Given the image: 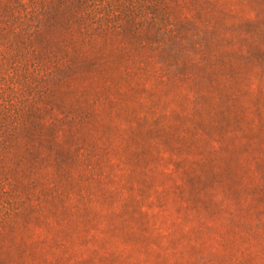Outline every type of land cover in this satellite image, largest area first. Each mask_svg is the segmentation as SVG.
<instances>
[{
	"label": "rangeland",
	"instance_id": "obj_1",
	"mask_svg": "<svg viewBox=\"0 0 264 264\" xmlns=\"http://www.w3.org/2000/svg\"><path fill=\"white\" fill-rule=\"evenodd\" d=\"M0 264H264V0H0Z\"/></svg>",
	"mask_w": 264,
	"mask_h": 264
}]
</instances>
